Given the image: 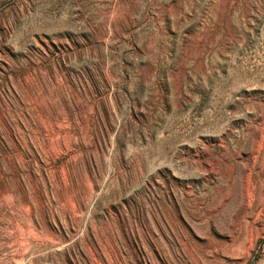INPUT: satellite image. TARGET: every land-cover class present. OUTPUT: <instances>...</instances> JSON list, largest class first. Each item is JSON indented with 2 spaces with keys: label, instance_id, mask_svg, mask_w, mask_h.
Instances as JSON below:
<instances>
[{
  "label": "rangeland",
  "instance_id": "obj_1",
  "mask_svg": "<svg viewBox=\"0 0 264 264\" xmlns=\"http://www.w3.org/2000/svg\"><path fill=\"white\" fill-rule=\"evenodd\" d=\"M0 264H264V0H0Z\"/></svg>",
  "mask_w": 264,
  "mask_h": 264
}]
</instances>
